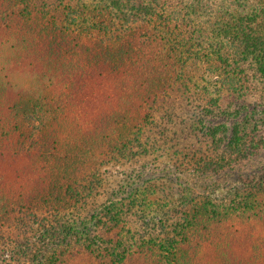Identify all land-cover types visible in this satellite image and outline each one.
<instances>
[{"label":"rangeland","instance_id":"obj_1","mask_svg":"<svg viewBox=\"0 0 264 264\" xmlns=\"http://www.w3.org/2000/svg\"><path fill=\"white\" fill-rule=\"evenodd\" d=\"M5 2L1 27L29 24ZM8 41L0 51V264H264V146L235 162L225 150L222 162L224 151L166 115L186 105L155 99L150 69L110 70L88 39L54 58L47 43L26 50ZM20 99L38 105L25 109L31 125L48 124L33 137L13 116ZM195 99L182 113L189 119ZM259 177L262 192L249 197ZM51 223L59 246L44 235ZM64 223L96 230L64 238Z\"/></svg>","mask_w":264,"mask_h":264},{"label":"trees","instance_id":"obj_2","mask_svg":"<svg viewBox=\"0 0 264 264\" xmlns=\"http://www.w3.org/2000/svg\"><path fill=\"white\" fill-rule=\"evenodd\" d=\"M5 5L29 24L4 21L9 26L0 25L7 36L0 40V51L16 38L31 50L38 43L32 35L39 32L38 41L44 38L39 46L47 43L46 58H54L59 50L83 47L88 39L102 55L95 60L110 70L129 62L150 69L149 78L160 91L155 99L182 101L187 111L197 97L200 102L190 119L175 109L166 115L186 125L209 149L224 151L222 162L225 150L235 153V162L253 153L251 148L264 146V0H6ZM11 24L18 33L8 34ZM224 100L229 104L222 105ZM31 101L20 99L23 109L13 108L12 113L33 137L48 124L39 118L31 125L26 110L38 107ZM260 179L250 182L249 197L262 192ZM48 226V245L59 246L56 230L52 223ZM181 226L166 235L169 241L179 238ZM95 230L93 225L59 227L64 238L93 235Z\"/></svg>","mask_w":264,"mask_h":264}]
</instances>
